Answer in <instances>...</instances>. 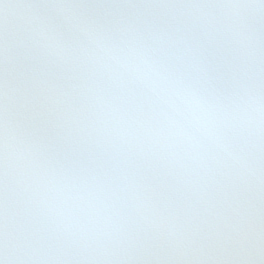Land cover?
Here are the masks:
<instances>
[{
    "label": "snow or ice",
    "instance_id": "snow-or-ice-1",
    "mask_svg": "<svg viewBox=\"0 0 264 264\" xmlns=\"http://www.w3.org/2000/svg\"><path fill=\"white\" fill-rule=\"evenodd\" d=\"M0 264H264V0H0Z\"/></svg>",
    "mask_w": 264,
    "mask_h": 264
}]
</instances>
